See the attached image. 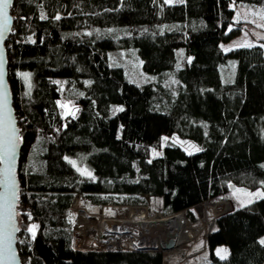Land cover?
<instances>
[{"label": "trees", "instance_id": "1", "mask_svg": "<svg viewBox=\"0 0 264 264\" xmlns=\"http://www.w3.org/2000/svg\"><path fill=\"white\" fill-rule=\"evenodd\" d=\"M233 2L260 5L264 18V0H13L5 44L23 264H162L157 251L75 248L76 194L94 210L151 203L169 214L183 189L204 182L227 198L237 187L264 191V48L222 49L243 26ZM118 51L136 54L142 78L113 60ZM233 59L225 82L220 67ZM70 88L78 108L65 117L59 101ZM174 133L200 150L168 144L151 156ZM263 234L264 196L217 217L201 264H264Z\"/></svg>", "mask_w": 264, "mask_h": 264}, {"label": "built area", "instance_id": "2", "mask_svg": "<svg viewBox=\"0 0 264 264\" xmlns=\"http://www.w3.org/2000/svg\"><path fill=\"white\" fill-rule=\"evenodd\" d=\"M210 203L205 201L200 208L194 206L192 210L195 212V217L191 219L186 209L167 215H162L160 212L153 214L150 213L147 204L138 203H105L94 210L80 194H76L71 203L75 230L73 245L79 250L89 251H157L162 254V264H183L199 251L206 249L208 236L214 229L217 217L233 209L227 199L220 198L214 202L215 205L228 204L227 210L223 209L224 211L219 214L215 208L217 211L211 214L212 211L208 209ZM115 208H118V211L126 208L125 215H111L107 212L112 209L115 211ZM172 216L176 218L177 224L170 230L171 237L166 238L164 242L171 240L174 246L169 250H163V244L160 245L152 240L156 234L150 236L145 234L156 229L154 225L151 226L152 223L155 221L160 223L164 220L168 223ZM23 237H26V234H23ZM156 238L160 242L164 239L161 234L156 235ZM200 239L203 241V248L199 251L193 250L192 245ZM189 242L190 245L186 247ZM179 245L183 247L180 248ZM172 253H183V256L178 262L172 263L169 260V255ZM20 257L23 263L25 257Z\"/></svg>", "mask_w": 264, "mask_h": 264}, {"label": "rangeland", "instance_id": "3", "mask_svg": "<svg viewBox=\"0 0 264 264\" xmlns=\"http://www.w3.org/2000/svg\"><path fill=\"white\" fill-rule=\"evenodd\" d=\"M166 1L171 3H179V2H183L184 0H166ZM232 7L234 8L235 11L234 20L236 22L241 21L243 26L241 27V31L239 32V34H237L235 37H233L229 41L221 42L222 49L224 51H227L241 46H252L256 44H259L264 48V37H260L259 35H257L264 33V18L262 15L261 6L254 3L233 2ZM189 59H191V57H189ZM113 60L117 63H122L126 65L128 67V70L131 71L132 76L134 77L137 76L140 78L143 77V75L140 73L139 61L136 57V54L133 51L115 52V54L113 55ZM236 66H237V61L235 59L229 61L227 65H221L220 67L221 75L225 82H229L234 79ZM59 81H60L59 83H62L63 80H59ZM77 95L78 93L76 92V90L70 88L68 92L63 94L62 99H60L59 106L65 117L69 115H74L77 112L78 107L75 102V97ZM168 144L180 145L188 153H193L200 150V145L198 143L188 138H182L176 133H174L172 135L164 136L161 142V147L159 149L153 150L151 156L162 154L164 146ZM36 162L37 161L35 155H33L32 163L34 164ZM84 172L89 173L88 171H86V169L84 170ZM221 192L222 191L220 186L213 182H207V183L204 182L198 185L191 186L189 188H185L180 192L176 202H173V205L171 207L172 208L171 213L185 210L188 207H190V209H192L194 206L200 208L202 206V203H204L205 201H209L211 203L208 209L212 211L211 214H214L215 211L217 210L218 213L221 214L224 210H227L228 204H226V206L224 204L215 205L214 202L219 200L220 198L227 199V201H229L230 204L234 207V206H242L251 203L252 201L264 196L263 189L243 190L237 187L233 190L229 198L220 196ZM169 202H170V198L167 196L164 198L163 203H161V205L163 207L166 206L168 208L169 207L168 205L170 204ZM147 204L150 213L154 214L160 212L162 215H167L164 214L163 210L159 209V207L158 208L151 207V203H147ZM215 208H217V210ZM118 210H119L118 208L117 209L115 208V211H113L112 209V211L108 210L107 212L111 215L118 214L119 216L121 215L123 216L125 215L127 209L124 208L121 211ZM31 230L35 232L36 226L33 225ZM179 238H183V237H179ZM260 240L261 242L264 243V234L261 236ZM189 245L190 242L186 245V247H188ZM179 247L182 248L183 245H179ZM202 248H203L202 239L198 240L196 243L192 245V249L195 251H199ZM202 252L203 251H199L197 254L189 258V260L184 261L183 264H201L205 260L204 254H200ZM215 252L220 257H226L229 254V249L227 246L221 245L216 248ZM182 254L183 253H176V254L172 253L169 255V260H171L172 263L174 262L176 263L182 258L183 256ZM196 255L198 256L196 257ZM170 257H172V259ZM173 257H175V259H173Z\"/></svg>", "mask_w": 264, "mask_h": 264}, {"label": "water", "instance_id": "4", "mask_svg": "<svg viewBox=\"0 0 264 264\" xmlns=\"http://www.w3.org/2000/svg\"><path fill=\"white\" fill-rule=\"evenodd\" d=\"M12 2L0 0V264H23L17 250L20 193L17 170L21 140L9 84L5 44L14 22ZM257 35L264 37V33ZM231 188L234 189V185ZM173 246L174 242L169 240L162 245V249L169 250Z\"/></svg>", "mask_w": 264, "mask_h": 264}, {"label": "bare ground", "instance_id": "5", "mask_svg": "<svg viewBox=\"0 0 264 264\" xmlns=\"http://www.w3.org/2000/svg\"><path fill=\"white\" fill-rule=\"evenodd\" d=\"M133 218V217H132ZM176 218H174V216H172L171 217V221L170 222H166L165 220L164 221H160V223L159 222H157V221H155L154 223H150L151 224V226H155V230H153V231H150V232H148L147 234H145V235H148V236H150V235H159L160 236V234L164 237V239H163V241L162 242H160L157 238H156V235H155V237H153L152 238V240H153V242H157V243H160V245H162V244H164L165 242V240H166V238H168V237H171V232H170V230L172 229V228H174L175 226H176V224H177V221L175 220ZM177 219H178V217H177ZM147 236V237H148ZM173 236V235H172Z\"/></svg>", "mask_w": 264, "mask_h": 264}]
</instances>
